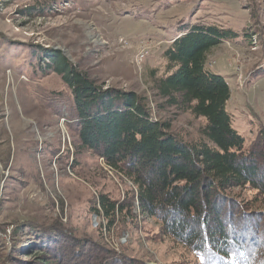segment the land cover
Listing matches in <instances>:
<instances>
[{
    "label": "rangeland",
    "instance_id": "1",
    "mask_svg": "<svg viewBox=\"0 0 264 264\" xmlns=\"http://www.w3.org/2000/svg\"><path fill=\"white\" fill-rule=\"evenodd\" d=\"M196 23L234 33L205 66L227 81L233 128L250 145L264 136V0H0V264L41 260L28 236L14 233L20 221L57 222L136 264H202L143 215L136 198L131 216L116 214L112 224L95 213L100 196L128 204L136 187L81 149L71 90L51 60L58 53L102 89L135 93L181 140L206 143L204 120L156 89L172 40ZM230 193L264 212L254 191ZM262 259L263 249L250 264Z\"/></svg>",
    "mask_w": 264,
    "mask_h": 264
},
{
    "label": "trees",
    "instance_id": "2",
    "mask_svg": "<svg viewBox=\"0 0 264 264\" xmlns=\"http://www.w3.org/2000/svg\"><path fill=\"white\" fill-rule=\"evenodd\" d=\"M181 27L164 54L166 73L156 89L172 105L204 120L206 143L184 142L168 124L153 120L135 93L102 89L66 58L52 55L54 72L71 90L81 149L92 151L136 187L128 204L100 196L94 211L112 224L116 214L131 216L136 198L140 212L160 222L164 234L189 247L202 264H250L255 253L264 252L258 222L264 225V212H252L230 192L252 190L264 204V136L246 144L227 111V81L205 66L211 50L234 33L218 24ZM20 231L45 264H136L75 239L57 222L44 227L20 221L14 233Z\"/></svg>",
    "mask_w": 264,
    "mask_h": 264
}]
</instances>
